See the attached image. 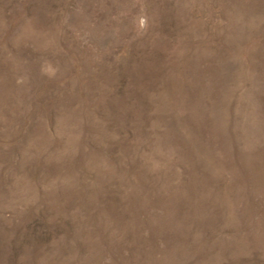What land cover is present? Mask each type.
I'll list each match as a JSON object with an SVG mask.
<instances>
[{
    "label": "rangeland",
    "instance_id": "374dc122",
    "mask_svg": "<svg viewBox=\"0 0 264 264\" xmlns=\"http://www.w3.org/2000/svg\"><path fill=\"white\" fill-rule=\"evenodd\" d=\"M0 264H264V0H0Z\"/></svg>",
    "mask_w": 264,
    "mask_h": 264
}]
</instances>
